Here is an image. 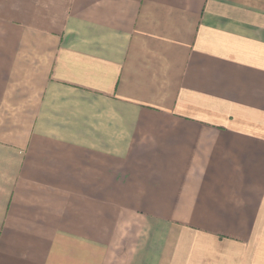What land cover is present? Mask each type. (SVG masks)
<instances>
[{"label": "crops", "instance_id": "crops-1", "mask_svg": "<svg viewBox=\"0 0 264 264\" xmlns=\"http://www.w3.org/2000/svg\"><path fill=\"white\" fill-rule=\"evenodd\" d=\"M0 264H264V0H0Z\"/></svg>", "mask_w": 264, "mask_h": 264}]
</instances>
